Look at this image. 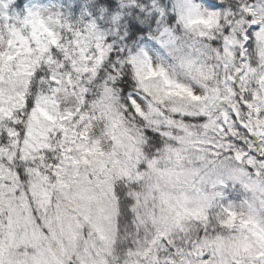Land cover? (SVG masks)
<instances>
[{"label": "clouds", "instance_id": "obj_1", "mask_svg": "<svg viewBox=\"0 0 264 264\" xmlns=\"http://www.w3.org/2000/svg\"><path fill=\"white\" fill-rule=\"evenodd\" d=\"M0 264H264V0H0Z\"/></svg>", "mask_w": 264, "mask_h": 264}]
</instances>
